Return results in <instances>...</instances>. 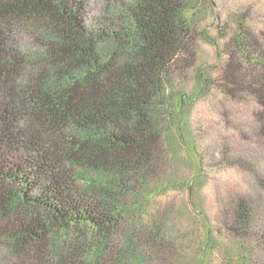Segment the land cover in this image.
Wrapping results in <instances>:
<instances>
[{"label": "trees", "instance_id": "1", "mask_svg": "<svg viewBox=\"0 0 264 264\" xmlns=\"http://www.w3.org/2000/svg\"><path fill=\"white\" fill-rule=\"evenodd\" d=\"M205 6L0 0V264H264V14L241 13L264 0L236 6L183 168Z\"/></svg>", "mask_w": 264, "mask_h": 264}, {"label": "rangeland", "instance_id": "2", "mask_svg": "<svg viewBox=\"0 0 264 264\" xmlns=\"http://www.w3.org/2000/svg\"><path fill=\"white\" fill-rule=\"evenodd\" d=\"M242 1L215 0L216 11L206 6L199 7L198 9L196 21L200 26L202 34L198 42L197 67L191 71L189 84L186 88V93L192 96L189 101L179 102L176 105L175 113L176 117L181 121L176 132V139H179V147L183 151L182 159L185 161L184 163H187V165L181 164L183 168H187L189 165H198L192 145V121L197 117H202L207 124H212L210 112L219 98V94L213 88L208 87L207 91L202 90V92L198 90H200L201 85H203L210 75L217 72L225 51L229 47H232L233 39L238 35L239 18L233 14L237 13L236 6ZM245 8L241 12L244 15H247L248 11L252 12V17H256V14H264V7H254L253 10H248L250 7ZM213 182V179L206 176L192 179L190 186H192L193 191L191 192L190 199L184 197L187 204L190 201L188 204L190 209L193 207L192 204H199L203 196L208 194ZM185 191L186 189L184 193ZM145 197H148V195ZM145 197L141 198L140 201L144 200Z\"/></svg>", "mask_w": 264, "mask_h": 264}]
</instances>
